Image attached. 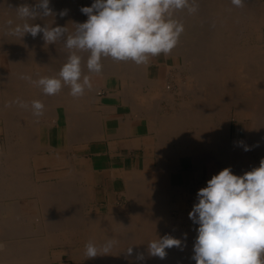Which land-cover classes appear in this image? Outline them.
Listing matches in <instances>:
<instances>
[{
  "label": "bare ground",
  "instance_id": "bare-ground-1",
  "mask_svg": "<svg viewBox=\"0 0 264 264\" xmlns=\"http://www.w3.org/2000/svg\"><path fill=\"white\" fill-rule=\"evenodd\" d=\"M38 2L39 0H0V93H4L5 98H9V94L10 97L11 95L15 97L10 101H0V121H4L3 126L7 132L6 141L0 145V264H54L57 260L51 251L60 243L66 248L85 250V245L88 242H93L99 248L107 240L114 241L110 253L85 259L86 264H94L93 262L101 264L103 258L109 259L107 262L110 264H135L136 253H133L132 256L127 254V250L133 248L131 247L133 241L140 244L138 250L143 251L145 259L148 260L144 259L143 264H196L195 260L192 259L194 253L178 256L175 254L182 245L183 249L188 251L187 244L190 243L188 240L191 238L192 231L189 232V235L186 231L179 235L171 227L173 231H169V228L165 229L166 226L158 225L159 222H156L166 219L171 221L172 211L176 209H181L184 213V217L178 218L176 221H192L188 214L193 205L198 202L197 192L206 186V182L213 175L218 174L226 167H230L236 175H243L252 168L258 167L260 161L264 159V47L259 44L260 42L247 41L248 37L242 34L244 24L249 23L252 28L257 27L258 24H264V3L261 0H244L243 6L237 7L231 3V0L207 1L210 2L206 3L207 9L209 7L207 4H210L207 13L214 18L212 28L208 32L202 31L199 28L198 19L196 20L195 14L200 11V6L195 13H191L187 25L192 28V42L194 41L196 46L184 43L183 45H176L171 51L182 54L184 65L180 64L182 66L180 68L185 70L191 79L189 80L190 83L183 86V90L185 94L188 93L186 95H189L190 99L185 97L180 103L181 108L173 110L172 113H165L161 117H158L156 113L159 119L156 118L158 122L154 123H156L157 129V125H159L157 133L161 137L159 139L160 153L158 152V154H161L163 159L159 163L160 170L137 181L134 179V184L133 182L130 183L133 187L129 190L130 204H128L130 208L126 215H119L115 205L107 213H92L86 210L91 192L81 184L82 179L76 173V176L71 175L62 178L60 176L58 180L50 182L41 180L43 179L42 175L35 174L32 163L37 151L35 144L32 147L35 132L32 125L27 124L26 126L22 122L23 119H27L30 124L37 119L41 121L42 117H45L44 119L54 118L56 109H43L40 116L33 114L31 104L34 100L41 102V88L22 79L24 71H20L19 64L17 66L16 63H10L12 59L5 56L3 51L13 46V48L15 46L45 48L44 51L34 52L36 54L49 50L52 44L45 43L42 33L35 38L31 34H25L22 38L11 34V29L16 24L24 23L17 17L16 7L23 4L35 5ZM92 3L93 0H50L49 6L54 15L46 17L40 15L35 20L28 22L40 24L42 27H66L67 32L62 38L66 40L67 36L73 34L76 29L77 22L74 20V13L77 16V11L80 13L82 7L91 6ZM201 6H203V2ZM65 10L66 15L60 16L59 13ZM81 14V23H83L85 22L83 17L87 18V16L82 12ZM9 21L13 23L9 25ZM224 21H227L226 24ZM62 45L65 46L64 42ZM13 48L10 50L11 53L14 52ZM29 50L31 51V49ZM84 54L86 57L82 56V60L86 65L88 53ZM34 59L37 72L32 80H38L44 76L53 77V71L45 60L46 58L37 56ZM102 59L114 60L112 58ZM16 60L18 63L22 61L20 57ZM129 61L133 62L127 60L125 62L116 61V63L112 61L114 63L105 65L103 63L102 69L105 72V68L111 70L114 68L116 70L112 71H116L119 76L124 78H130L129 76L134 75L145 79V63L136 64L134 62L130 64ZM188 62H190V66ZM82 72L84 76L88 77L90 71L86 68ZM173 81L175 82V80ZM144 83L142 81L141 84ZM155 84L159 85L158 80ZM172 85L163 81L162 85L157 87H162L163 93L169 95L172 92ZM65 87L64 92H62V88L60 91L62 93L53 95L55 99L52 97V102L45 99L49 101L46 105H53L57 108L60 105L85 104L86 107V103L95 99L92 89L94 87L86 88L84 94L79 97H73L70 94V87ZM148 88L150 89L149 86ZM62 94L63 96H61ZM157 94L152 93V96H157ZM159 94L162 95L160 91ZM44 96L43 98L47 95ZM43 98L42 100L45 101ZM17 99L23 101L26 106L21 107L15 103L14 101ZM156 102L158 103V101ZM239 105L245 106L249 110L250 126L245 130L244 135L243 133L242 135L239 134L237 130L233 136L231 111L235 113ZM10 106L20 108L14 112L12 108L9 109ZM158 107L160 108V106ZM95 113L93 112L94 115ZM70 114L72 115V113ZM76 114L78 115V112ZM94 115L93 117L96 116ZM235 117L238 119L236 113ZM154 118L155 115L151 119ZM46 122L48 123V121ZM240 141H243L250 150L244 151L243 147L238 144ZM181 157L189 158L195 166L204 165L205 168L210 162H215L216 169L213 173L211 172V177H208L205 172L203 181L196 182L194 180L191 182V185L195 187L194 192L188 191L189 188L187 189V186L183 184L175 187L171 183V170L180 167L178 159ZM192 226L194 232L195 226L198 228V225ZM186 230L188 231V229ZM164 235L180 239L181 246L166 249L168 252L164 259L156 257L150 260L149 258L152 256H149L147 251L149 242ZM176 256L178 257L177 260L173 258ZM80 264L84 263L81 261Z\"/></svg>",
  "mask_w": 264,
  "mask_h": 264
},
{
  "label": "clouds",
  "instance_id": "clouds-1",
  "mask_svg": "<svg viewBox=\"0 0 264 264\" xmlns=\"http://www.w3.org/2000/svg\"><path fill=\"white\" fill-rule=\"evenodd\" d=\"M231 3L241 7L244 0H231ZM49 5L50 0H39L35 5L16 7L17 17L24 23L16 24L11 34L21 38L31 34L35 38L42 33L46 44L63 38L66 27H42L28 22L40 15H54ZM197 8V0H93L91 6L81 8L87 20L76 24L75 32L64 40L70 55L58 74L59 78H21L40 87L45 95H55L67 85L70 94L79 97L92 84L87 76L81 79L82 58L77 52L88 53L87 69L95 73L102 71L101 59L107 57L118 61L131 60L136 64L147 63L149 57L170 54L178 44L184 25L174 18V13L187 9L191 14ZM59 15H66V10ZM14 102L26 106L19 99ZM31 107L35 116L42 115V102L34 100ZM238 144L244 151L250 150L243 141ZM197 201L188 214L189 219L198 225L192 256L196 264H264V159L258 167L243 175L234 174L230 167L219 171L198 190ZM113 244L114 241L107 240L98 248L88 242L85 245L86 259L108 255ZM174 246L180 247L181 240L164 235L149 242L147 251L149 256L164 259L166 249ZM127 254L132 256L133 249H128ZM136 259L144 260V254L137 253Z\"/></svg>",
  "mask_w": 264,
  "mask_h": 264
},
{
  "label": "crops",
  "instance_id": "crops-1",
  "mask_svg": "<svg viewBox=\"0 0 264 264\" xmlns=\"http://www.w3.org/2000/svg\"><path fill=\"white\" fill-rule=\"evenodd\" d=\"M176 58L171 53L165 57L164 54L149 57L145 67V79L134 75L129 76L130 78L121 77L116 71H112L116 70L114 68L112 70L105 68L106 73L103 69L100 73L89 72L88 78L94 87L91 88L94 90L95 99L86 103V107L85 104L60 105L56 108V116L51 121L48 123L45 121L35 128L34 140L37 151L32 159L35 172L40 171L50 180L77 174L82 179L81 184L91 192L98 210L109 211L111 207L116 206L117 213L121 214L124 211L123 205L130 202L129 190L133 188L131 184L132 182L134 184V179L137 181L160 170L159 163L163 159L162 155L158 154L161 137L157 133L159 125L158 129L156 128L159 119L157 115L158 117L164 115L169 100L168 94L163 93L162 87L157 86H161L163 81L169 85L173 82ZM157 80L159 85L155 84ZM142 81L145 83L141 84ZM159 91L162 93L161 96ZM152 93L154 95L158 93V97L152 96ZM159 96L162 99H159ZM147 105L153 107L149 108ZM93 112H96V116ZM154 115L155 118L151 119ZM178 160L180 167L172 169L170 173V179L177 176V181L173 183L171 180V183L175 187L183 184L189 188L188 191L194 192V186L192 188L189 185L196 179L198 172L204 179V168L195 166L188 158L195 172L193 175L190 174L187 183L185 177L184 181L179 179L183 174L181 169L185 165L182 164V158Z\"/></svg>",
  "mask_w": 264,
  "mask_h": 264
},
{
  "label": "rangeland",
  "instance_id": "rangeland-1",
  "mask_svg": "<svg viewBox=\"0 0 264 264\" xmlns=\"http://www.w3.org/2000/svg\"><path fill=\"white\" fill-rule=\"evenodd\" d=\"M207 1H209V0H197V5L198 6H200V11H197V13H199V14H195L196 15V20L198 19V22L201 24H199V28L202 30V31H205V32H208L211 28H212V25H213V21H214V18L213 17H211L212 15H210L209 13H207V12H209L208 10H209V7H210V4H207L209 7H208V9H207V7H206V3H210V2H207ZM202 2H203V6H201V4H202ZM261 2L262 3H264V1L263 0H261ZM69 3H70V1H69ZM205 4V5H204ZM206 8V9H205ZM204 9H205V13H204ZM74 12H76V11H74ZM78 12V13H77ZM76 13V15L77 16H75V13H74V20L77 22L76 24H78V23H81V19H82V14H81V12L79 13V11H77ZM79 14V15H78ZM189 12H188V10L187 9H183V10H180V11H177V12H175L174 13V18L175 19H177V20H179L180 22H182L183 23V25H184V30L185 31H183L182 32V34L180 35V37H179V41H178V44L177 45H179V44H184V43H189V44H191V45H194V46H196V43H194V41L192 42V33H191V31H192V28L191 27H189V25H187V24H189L188 22H189V17H190V15H192V14H189ZM183 15V16H182ZM210 15V16H209ZM198 16V17H197ZM77 17H78V19H77ZM84 18V20L86 21L87 20V18L86 17H83ZM212 18V19H211ZM79 19H80V21H79ZM225 22V24H226V22L227 21H224ZM77 27V26H76ZM189 27V28H188ZM184 33V34H183ZM242 34H244V35H246L248 38H247V41H249V42H252V43H259L261 46H263L264 47V24H262L261 23V25H257V27H251V25H249V23H247V24H244V29H243V31H242ZM195 40V39H194ZM64 42V40L61 38L60 39V42H55V43H52V45H51V47L49 48V50L48 51H46V52H43V53H39V54H36V53H34V52H37V51H39V52H41V51H44L45 50V48H43V49H41L40 47H37V46H33V47H23V46H15V48H13V47H10V48H7V50L6 49H4V55L5 56H7V57H9L10 59H12L11 61H10V63H16L17 64V66H18V64H19V66H18V68H20V71L22 72V71H24L23 72V76H27L28 74H29V76L32 78V79H34V77H35V75H36V72H37V66H36V64H35V59L34 58H37V56H40L41 58H46L45 60L47 61V63L49 64V67L51 68V71H53V73H52V76L53 77H57V78H59L58 77V74H59V72H60V70H61V68H62V66L67 62V59H68V56L70 55V50L69 49H67L64 45H62V42ZM181 41V42H180ZM180 42V43H179ZM55 47V48H54ZM57 47V48H56ZM14 49V52L12 51V53H11V49ZM31 49V51L29 50V49ZM25 49V50H24ZM6 50V51H5ZM19 50V51H18ZM22 50V51H21ZM10 51V52H9ZM33 51V52H32ZM19 52H21L20 54H18ZM174 52V55L177 57L176 58V66L174 67L175 69V71H174V78H173V80H175V82L173 81L172 83H170V85H172V92H173V94H172V92H171V94H169L168 95V100H169V104H166L167 105V107L165 108V113H172L173 112V110H177L178 108H181V104L180 103H182L183 102V99H185V97H186V99L187 98H189L190 99V96L189 95H186V94H188V93H184V87L183 86H186L188 83H190L189 82V80H191L190 78H189V74H187L186 73V71L185 70H183V69H181L182 68V66L184 65L183 63V57H182V54H176L175 53V51H173ZM173 52H170V53H172L173 54ZM15 53V54H14ZM83 53H87V52H77V54L78 55H80L81 56V58H83L82 56H85L86 57V55L84 54L83 55ZM62 55V56H61ZM67 55V56H66ZM18 56V57H17ZM32 57V59H31V57ZM51 56V57H50ZM15 57V58H14ZM21 58L22 59V61L20 62V63H18V61L16 60L17 58ZM34 57V58H33ZM107 58H109V59H111V57H107ZM32 60V61H31ZM65 60V61H64ZM29 63H28V62ZM63 61V62H62ZM83 62H81V68H82V70H85L86 68H87V66L85 65V62H84V60H82ZM112 61H114L115 63H116V61H118V60H103V59H101V63L103 64L104 63V65L105 64H109V63H114V62H112ZM22 62H23V64H22ZM32 62V63H31ZM34 62V63H33ZM106 62H108V63H106ZM119 62V61H118ZM121 62H125V61H121ZM129 63L130 64H132V63H134V62H130L129 61ZM29 64H31V65H29ZM180 64H182V66L180 65ZM188 64H189V66H190V62H188ZM145 65H146V63H145ZM28 66H29V68H28ZM86 66V67H85ZM22 67V68H21ZM23 67H27V68H23ZM144 67V66H143ZM181 67V68H180ZM57 68V69H56ZM22 69V70H21ZM180 69V70H179ZM28 70V71H27ZM32 70V72H30ZM178 70V71H177ZM184 72H183V71ZM177 71V72H176ZM26 72V73H25ZM28 72V73H27ZM55 72V73H54ZM180 72V73H179ZM83 73V72H82ZM32 76H31V75ZM34 74V75H33ZM116 74L118 75V73L116 72ZM180 75V76H179ZM189 75V76H188ZM82 76H84L83 74H82ZM180 77V78H179ZM181 78H183V79H181ZM188 78V79H187ZM186 80V81H185ZM27 81V80H26ZM184 81V83H182ZM153 83V82H152ZM187 83V84H186ZM179 84V85H178ZM185 84V85H184ZM182 85V87H180ZM65 86H67V85H63L62 86V88H63V91H62V88H61V90L60 91H62V92H64L65 91V89H64V87ZM176 86V87H175ZM67 87H70V86H67ZM67 87H65V88H67ZM178 88V89H177ZM175 89H177V90H175ZM181 91V93H179L180 91ZM59 91V93H57V94H60V93H62V92H60ZM177 91H179V92H177ZM14 92V91H13ZM40 93H41V102H43V105H44V109H51V110H55L56 109V107H54L53 105H51V106H49V105H46V103L47 102H49V101H51L52 102V97H53V95H49V97H48V95L46 96L44 93H43V91H42V89H41V91H40ZM4 93H0V101H6V100H13L15 97H14V95H11V97H10V94H9V98H5V96L3 95ZM43 95H45L44 97L45 98H43ZM61 96H63V94L61 95ZM180 96V97H179ZM182 96V97H181ZM13 97V98H12ZM42 98L45 100V99H48L49 101H43L42 100ZM58 98V97H57ZM182 98V99H181ZM53 99H55L54 97H53ZM59 99V98H58ZM174 101H173V100ZM180 99V100H179ZM62 101V100H61ZM180 101V102H179ZM171 102V103H170ZM178 102V103H177ZM179 105V106H178ZM57 106V105H56ZM169 106V107H168ZM171 106H174V107H171ZM13 109L14 110V112L15 111H17L20 107H15V106H10L9 107V109ZM175 108V109H174ZM169 110V111H168ZM164 113V114H165ZM235 113L237 114V117H238V119H236V117H235ZM235 113H234V111H231V115H232V123H231V130H232V134H233V136H235V134H236V131L238 130V132H239V134L241 133V135H242V133H243V135L245 134V130L250 126V121H249V118H250V112H249V110L245 107V106H240L239 105V107L237 106V109L235 110ZM245 113V114H244ZM249 115V116H248ZM42 117V116H41ZM45 118V117H44ZM43 117H42V119H41V121L40 120H35V121H32L30 124H29V122L27 121V119H23V122H22V124L23 125H26L27 126V124L28 125H32V129H33V131H35V128L36 127H38V124H39V126H40V124H42L43 122H45V121H51L52 120V118H47V119H44ZM240 119V120H239ZM246 119V120H245ZM43 120V121H42ZM4 121H0V145H3L4 144V142L6 141V138H7V132L5 131V129H4ZM238 128V129H237ZM5 132V133H4ZM33 142H32V147H34L33 145L35 144V140H34V138H33V140H32ZM183 160H182V164L183 165H185V167H183V169H181L182 171H183V174L181 175V176H183V177H181V178H179L180 180L181 179H183V181H184V177H185V181L188 183V181H189V176H190V174L191 175H193L194 174V172H195V169L193 168V165H192V163L191 162H189L188 161V158H186V157H181ZM197 167H198V165H197ZM200 168L202 167V168H204V171L208 174V177H211V175H212V173L215 171V162H210L208 165H207V168H205L204 167V165H200L199 166ZM214 168V169H213ZM196 172H197V170H196ZM212 172V173H211ZM175 173V172H174ZM211 173V174H210ZM35 174H37V175H39V176H41L42 174H41V172L40 171H36L35 172ZM201 174H200V172H198L197 173V177H196V179H195V181L196 182H201V181H203V178H201ZM43 179H41V180H45V181H48V182H50V181H56V179L54 178V179H49V178H46L45 176H41ZM198 178V179H197ZM58 180V179H57ZM171 180L173 181V183L175 182V181H177V176L176 177H171ZM185 182V183H186ZM192 186V185H191ZM193 188V187H192ZM88 191H89V189H88ZM193 191H195V187L193 188ZM90 194V193H89ZM89 204H88V203ZM86 203H87V205H86V210H88L89 212L91 211L92 213H107L108 212V210H105V209H103V210H98L97 208H96V206L94 205V202H93V200H92V196H91V194H90V199L87 201ZM130 204V202H127V203H125L124 205H123V212L121 213V214H119V215H123V214H125L126 215V212L128 211V209L130 208L129 206V204ZM92 204V205H91ZM122 210V209H121ZM171 221L170 220H168V219H166L165 221H155L156 223H158V225H163L164 227L166 226H168L167 228L165 227V229H168L169 228V231L170 230H174V232H177V233H179V235L182 233V232H184V231H186V233L189 235L190 233L189 232H191V234H190V236H191V238H190V240H188L190 243H188L187 244V249H188V251L187 250H185V249H183V245L181 246V248L179 249H177V252H175V254H177V256L178 255H181V254H192L193 253V244H194V241H195V238H196V236H197V231H196V229H197V226H195V229H194V232H193V226L192 225H194V223H193V221H176L178 218L180 219V218H183L184 217V213L182 212V210L181 209H176L175 211H172V214H171ZM168 221H170V222H168ZM193 224H192V223ZM177 223H178V225H177ZM189 223V224H188ZM171 224V225H170ZM34 225H35V223H34ZM185 226V227H184ZM172 229H171V228ZM191 227V228H190ZM180 228V229H179ZM190 228V229H189ZM179 229V230H178ZM183 229V230H182ZM185 229V230H184ZM186 229H188V231L186 230ZM172 230V231H173ZM194 234V235H193ZM192 238H193V240H192ZM193 243V244H192ZM135 244V245H134ZM190 244V245H189ZM192 244V245H191ZM139 243L138 242H135V241H133V243H132V245H131V247H133L132 249H133V253H142L143 251H139L138 250V248H139ZM189 246V247H188ZM190 248V249H189ZM52 254L53 255H55L56 256V262H54V264H73L75 261H76V263H74V264H80V262L82 261V263H84V264H86L85 262V250L84 249H78V248H66V247H63V245H62V243H60L59 244V246L57 245L56 247H54L53 249H52ZM168 251L166 250V253H167ZM62 253V254H61ZM145 253V252H144ZM81 254V255H80ZM63 255V256H62ZM192 255H194V254H192ZM78 257V258H76V257ZM83 256V257H82ZM173 257V258H175L176 260H177V258L178 257ZM54 258V260H55V257H53ZM73 260H72V259ZM111 258H112V256H111ZM156 257H150L149 259L150 260H153V259H155ZM69 259V260H68ZM117 259V258H116ZM59 260V261H58ZM107 260L109 261V259H102L101 260V264H110V262H107ZM136 260V262H135V264H143V262H144V260H137L136 259V256H135V258H134V261ZM145 260H147V259H145ZM106 261V262H105ZM148 261V260H147ZM94 264H97V263H95V262H93Z\"/></svg>",
  "mask_w": 264,
  "mask_h": 264
}]
</instances>
